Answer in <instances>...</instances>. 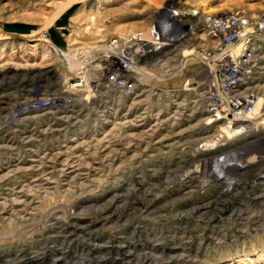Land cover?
<instances>
[{
  "label": "rangeland",
  "instance_id": "obj_1",
  "mask_svg": "<svg viewBox=\"0 0 264 264\" xmlns=\"http://www.w3.org/2000/svg\"><path fill=\"white\" fill-rule=\"evenodd\" d=\"M168 1L0 0V66L4 65L10 71L8 77L18 68L17 63L28 60L39 65L51 64L61 78L79 75H72L68 62H63L67 58L63 52L70 51L74 45H89L99 40L112 42L120 38L121 32L142 31L154 40L156 33L161 31L170 44L166 47L167 53L160 49L147 51L148 57H155L160 65L155 64L154 59H147V66H142L154 76L159 75V80L152 82L160 87L158 94L145 100L148 106L145 125L115 113L117 108L102 99L106 116L100 114L97 119L94 114L82 127L71 124L67 137L46 140V145L55 149L63 145L62 158L76 160V170L69 176H64L50 157L42 159V155L38 156L46 146L45 141L39 142L40 150L37 151L29 149L17 137L21 156L0 146V176L9 171V164L14 163L12 160L22 161L25 165L8 179L11 187H20L11 189L12 192L7 188L1 190L0 264L6 251L15 253L24 249V264H50L53 255L59 252L60 238H56V243L49 238L48 246L41 251L38 235L43 224L24 227L23 223L11 221L15 215L33 217L34 224L53 207L63 210V205L71 204L72 208H77L74 202L78 199L91 201L94 195L117 189L121 195L115 203L116 217L112 221H95L92 235L87 231L81 233L83 226H75L79 233L70 245H64V249L73 254L71 261L75 254L81 256L89 247L90 240L86 238L89 237L105 243L102 253L109 252L106 260L109 264H124L125 254L123 251L119 254L115 249L122 243L137 251L143 248L154 251L159 260L156 264H264V123H250V127L240 134L215 141L221 137L216 126L223 125L226 119L206 123L209 114L204 112V105L211 76L204 59L187 52L194 49L201 54L204 47L216 45L211 35L206 36L209 41L205 37L203 19L238 13L239 20L245 16V21L240 20L243 30H252L258 22L264 24V0H181L202 8L205 17L175 12L178 6L167 8ZM162 16H166L165 19ZM59 31L63 32L64 40H58ZM254 34L252 48L259 53L261 64L249 85H256L255 91L264 97V28L254 29ZM36 42L38 45L34 44ZM40 44L48 45L47 52H43ZM170 47L176 50L171 52ZM113 50L104 48L111 53ZM45 55L48 59L43 61ZM87 58L88 55L83 56V59ZM111 84L110 80L106 82V86ZM12 85L4 93L0 90V100L6 94L12 99L18 92H26L28 88L34 90L36 86L32 79L27 80L26 89ZM116 101L123 108L128 104L124 97ZM40 104L42 101L37 102ZM260 111L259 119L262 120L264 108ZM4 113H0V117ZM156 113H159V126H155ZM21 123L23 126L24 122ZM212 134L215 137L209 138ZM69 141L67 147L65 144ZM205 142L210 148L204 149ZM239 146L244 147L238 150ZM227 151L234 152L220 159L219 155ZM210 157L211 162L204 161ZM226 165L229 168L226 173L209 174L212 170L225 169ZM50 174L52 177L47 179ZM59 180L70 182L73 187L88 180L91 187L65 188L58 185ZM16 196L18 199L13 201ZM144 197L147 199L143 200ZM149 200H152L151 204L146 205ZM1 204L8 210H3ZM90 204L82 206V211L77 214L80 222L93 217ZM33 206L36 209L32 210ZM118 215L122 219L116 222ZM31 246L33 248H29ZM96 257H89L90 262H96Z\"/></svg>",
  "mask_w": 264,
  "mask_h": 264
},
{
  "label": "bare ground",
  "instance_id": "obj_2",
  "mask_svg": "<svg viewBox=\"0 0 264 264\" xmlns=\"http://www.w3.org/2000/svg\"><path fill=\"white\" fill-rule=\"evenodd\" d=\"M166 7L167 8L177 7V9H175V12H179L180 14H191L192 16H197V17L202 14V16L205 17V11L201 10L202 8L197 7V6H195V7L190 6L185 2H181V0H180V2H179V0H170L167 2ZM171 13H172V11H171ZM237 15H238V13H237ZM211 16H212V14H211ZM162 17H164V19H165L166 16H162ZM244 17L240 18V20L242 19V21H245ZM174 19H175V17H174ZM176 20H177V18H176ZM203 20L206 21L205 19H203ZM176 23H178V22H176ZM86 28L90 29V27H86ZM162 31H164V29ZM210 31H211L210 29L205 27V32H204L205 37L209 36ZM39 33L41 34V32H39ZM58 33H59L58 40H64L63 32L59 31ZM164 33H166V32H164ZM120 35H121L120 38L114 39V40H112V42H109V43L101 42L100 40L93 43V44L83 45V46H77V45H74L76 43H73L72 45H74V46H72L70 51L63 52L64 55H66V57H67V58L63 59V62L65 64L68 62L67 64H69V68L72 72V75L79 74V75H75L73 77L70 76V77H66V78H61L62 76H59L58 70L54 66H51V64L47 63L46 65H39L37 63L38 64L37 65L35 62L29 63V60L27 58L26 59L28 60V62H24V63L20 62L17 64L15 63L16 67H18V68H16L15 71L12 74H10L9 77H8V75H9L10 71L8 69L4 68L5 67L4 65L2 67L0 66V90H1V92L4 93L5 89L10 88V86L12 84H13L12 85L13 87L15 86V87H21L22 89H26L27 80H29V79H32V81L34 82V85H36V86H34L35 87L34 90L32 88H28V89H26L27 90L26 92H20V93L18 92L15 95V97H12V99L7 98V96H6L7 94L5 95V97H1L2 99L0 100V113H4V112L5 113L3 115L1 114V117H0V146L3 147L4 149H6L7 151H9L11 154L14 153V155L21 156V149L19 148V143L17 141V137H18V138H20L21 141L24 142L23 143L24 145L29 147V149L39 151L40 147H38V146L40 144L39 143L40 141H45L43 143H45V145H46V140L50 137L52 139H53V137H56V138L67 137L71 124H73L74 126L82 127L83 125H86L87 122H89L91 120V117L94 114L96 115V117L97 116L100 117V114L106 116L107 112L105 110H102L105 107V105L102 106V99L105 100L104 101L105 103L109 102L110 105H113V107L117 108L115 113H117V114L122 113V117L123 116L129 117V119H131L133 121H138L139 124L145 125L147 123L146 122V113H147L146 108H148V106L146 107V101L148 100L149 96L150 97L152 96V94H158L157 91L160 90L159 89L160 87L157 86L156 84H153L154 82H152L155 80H159L158 79L159 75L155 74L156 76H154L153 75L154 73H150L149 70L148 71L146 70V67L144 68L142 66H147V63H148L147 59L151 60V59L155 58V57L154 58L148 57L147 51L149 49H151V50L160 49V51L162 50L161 52L167 53L168 51H166L167 50L166 47L170 46V44L168 43L169 39L166 40V38H163L161 35V31L160 32L158 31V33H156V35H155L156 37H154L155 38L154 40H150L149 39L150 37L148 38V35L146 33H143L142 31H137V32L136 31L135 32L134 31H128V32L126 31V32H121ZM173 35H169V37H173ZM243 36L244 35H242V37H241V41L236 43V45H235L236 48L231 53V58H232L231 60L232 61L236 60V62H237L238 58H239L238 55L242 52V48L244 49L246 37H243ZM207 40H208V38H207ZM170 43L172 44V42H170ZM34 44L38 45V42H36ZM40 48H43L42 49L43 52H47L48 45H45V46L41 45ZM97 48H98V50H97ZM104 48L114 49L115 51H117V54H114L115 53L114 50L112 51L113 53L110 52L111 50L110 51H104ZM169 50H171V52H172V51L176 50V48L170 47ZM187 52L189 54H192V55L194 54V57H196V56L200 57L201 56L194 49L188 50ZM258 54L259 53H256V55H258ZM85 55L86 56L88 55L87 59H83V56H85ZM260 58L261 57L259 56V58L257 60H255L254 66H252V65L250 66L251 67V74L248 75L250 78L249 80H251L252 77L254 76L255 70L260 67V64H261ZM43 59H44L43 61H46L48 59V56L45 55L43 57ZM154 60H156V59H154ZM155 64H159V61L156 60ZM150 65H153V64H150ZM215 66L216 65L213 62L209 63L206 67L207 72L210 74L212 72V70L215 71V69H214ZM150 67H152V66H150ZM162 67L163 66H161V68ZM159 69H160V67H159ZM65 72H67V71H65ZM168 75L169 74H167V76ZM71 78H77V79H75L71 82L69 80ZM109 80L112 83L110 87L108 85L106 86V82ZM210 80H211L212 88H210V90L208 89V91H207V93H208L207 99H205V105H204V112H206V114H209L207 117L208 122L206 120V123H210L214 120H218L221 118L226 119V120H224L223 125L216 126V131L220 133L221 137H218V138H216V140L215 139H213V140L218 142V141H221L222 138H224V137L227 139L228 137H232V136H235L237 134H240L241 132L246 130L248 127H250V123H253V124L264 123V119H262V120L259 119V117L262 116L260 114V112H261L260 110L262 108H264V97L262 95H260L257 91H255L256 85L250 86L249 85L250 81H249L247 83L248 84L247 88H245L246 93L250 95V97H251L250 99H252L255 103V113L243 114L242 118H240L239 120L238 119L236 120V119H232V118H226L225 114H222L221 111L219 109H217V108H220V105L222 103L224 104V102L222 100L225 99V95H224V92H222V90H221L219 81L216 80L215 77H214V79L211 77ZM212 80H214V82ZM12 81H14V82H12ZM148 81H151V83L149 82L150 83L149 84ZM153 91H155V92H153ZM8 93H10V92H8ZM15 93H16V91H15ZM161 93H162V91H161ZM119 97H121V98L124 97L128 101L127 102L128 104L126 106L124 105L125 106L124 108L120 107L121 106L120 103H118L116 101ZM146 98H147V100H146ZM11 100H13V101H11ZM39 101L43 102V104L41 106L37 105V102H39ZM147 105H149V104L147 103ZM89 106H92V107H89ZM96 117H95V119H96ZM98 117H97V119H98ZM154 118H155L154 121L156 122L155 126H159V124H160L159 123L160 122L159 121V113H156ZM39 120H41V123H38ZM22 121L24 122L23 126L21 123ZM16 122H19V123H16ZM32 123H33V125H31ZM204 123H205V121H204ZM180 130L182 131V129H180ZM74 131H75V129H74ZM184 132H186V131H184ZM213 135L214 134L209 136V138L215 137ZM253 141H254V139H253ZM70 143L71 142L69 141L65 145L66 146L68 145L67 147H69ZM209 144H211V143H209ZM203 145L205 146L204 149L210 148L208 146L207 142H205ZM218 145H221V143H219ZM243 147L244 146H242V147L239 146L238 150L243 148ZM53 149H55V148L52 145H46L45 148H43L41 150V152L38 154V156L42 155V157H41L42 159L50 157V159L52 160V163L55 164L56 166L58 165V167H60L59 169L57 167V169L61 173H63L64 176H69L70 174H72L76 170L75 169V166H76L75 161L76 160H72V158L71 159L62 158L63 153H64L63 145H62V147L60 146L59 149H55V150H53ZM66 152H67V150H66ZM232 152H234V151L223 152V154L219 155V156H221L220 159H223L227 156H230V154H232ZM83 155L81 157H85ZM66 156H68V155H66ZM255 157H256V155H255ZM74 158H75V156H74ZM207 159L210 162L212 160V158L210 157V158H205L204 161L206 162ZM201 160H203V159H201ZM45 161H47V160H45ZM78 161H80V159ZM12 162H14V163L9 164V166H8V167H10L9 171L7 173H5V175L0 176V195L3 193L1 191L3 188H7L8 190H11V189H15L16 187H20L19 185H17L16 187L15 186L11 187L10 182H8L9 181L8 179L10 177V174L15 173L16 170H18V169H21V168L24 169L25 165H22V161H16V160L13 161L12 160ZM193 163L195 164V162H193ZM245 163L246 162H244V164ZM35 164L37 165V163H35ZM210 164H212V163H210ZM33 165L34 164H30V166H33ZM48 165H51V164H48ZM227 165H229V164H227ZM227 165H226L225 169L220 170L218 172L212 170L209 172V174L217 176V174H222L223 172L226 173L229 169L227 167ZM98 166L99 165H97V167ZM35 168H38V167H35ZM26 169H27V165H26ZM53 169L55 170L54 166H53ZM43 170H45V169H43ZM85 172H87V171H85ZM45 173H46V171H45ZM51 177L52 176L50 174V176L46 177V178L50 179ZM53 179H51V180H53ZM85 181H86V179H85ZM57 183H59L58 185H61V187H65V188H67V187L71 188L72 187V189L73 188H79L80 189V188L89 187V186L91 187V184H88L89 183L88 180H87V183L84 182L82 185L79 184V185H75L74 187L69 184L70 182H62L59 180V181H57ZM48 185H50V184H48ZM46 186L47 185H45V187ZM21 187L24 188L23 185ZM11 192H12V190H11ZM120 195H121V193L117 189L114 192L111 191V192L103 193L100 195H94L91 201H89L87 199H83V198L78 199L77 201L74 202L75 206L77 208H75V207L72 208L70 206L71 204L63 205V207H64L63 210L60 208L56 209L55 207H53L51 210L49 209L50 210L49 212H46L47 213L46 216L37 218V221L34 224H32V219H34L33 217H27V216L25 217L24 215H21V216L15 215L16 217L12 218L11 221H13V222L17 221V222L23 223L24 227L29 225V224L35 225L37 223H42L43 227L41 230H39L40 234L38 235L40 237L39 239L41 241V242L38 241L40 243L39 245L41 246L40 247L41 251H42V249H44L45 247L48 246L47 243H49L48 242L49 238H53L52 241L55 243L58 241V240H56V238H60V243L58 242V244H57L59 246L58 248L60 250L57 249V251H59V252L55 253L53 255V258L51 259L50 264H86L87 262H89L88 264H109L106 261V260H108L107 257L109 256V252L105 251L107 253H105V252L102 253L104 251L102 249V247L104 246L105 243L102 244V242L97 240V239L94 240L92 238L86 237L88 240H90L89 247L88 246L86 247L85 251L81 253L82 254L81 256H76V254H75V256H74L75 259L73 261L70 260L73 256V254L67 252L64 249V247H65L64 245L65 244L70 245L71 242L74 241L75 235H77L79 233L77 231V227H75L76 225L83 226V228L80 229L81 233H84L85 231H87L88 232L87 234L92 235V231H93L92 225L95 223V221H101V223H104L105 221H110V220L112 221V218L116 214L115 203L118 202ZM0 198H1V196H0ZM16 199H18V196L14 197L12 200L14 201ZM146 199H147L146 197L143 198V200H146ZM5 200L7 203L8 200L7 199H5ZM22 201H25V200H22ZM88 202L92 204V205L90 204V206L93 207L92 209L94 210V212H93L94 215H93V217H90L89 219L84 220V222H80L79 219L77 218V214L82 211V206L84 208L85 207L84 205ZM151 202H152V200L147 201L146 205L151 204ZM25 203L27 204V202H25ZM2 204H1L2 208L4 207L3 210L7 211L8 210L7 206H4ZM12 206H15V205L12 204ZM29 207H31L30 203H29ZM12 209L15 210V208H12ZM22 209H23V207H22ZM33 209H36L35 206L32 207V210ZM14 210H12L10 212H13ZM61 211H64L63 212L64 214L66 212L67 215H64L63 213H61ZM17 212L20 213L19 211H17ZM64 216H66V218H63ZM121 219H122V216L118 215L117 219H115V220H116V222H118ZM42 239H44V240H42ZM66 247H69V246H66ZM29 248H33V247L31 246ZM115 249H117V251H118L117 253L121 254V251H123L122 253L125 254V256L123 258L124 264H156L159 261L158 256L155 253H153L154 251L149 250V249L143 248L141 251H137L134 248H132L131 245H127L125 243H122L119 247L118 246L115 247ZM94 252L96 253L95 255L93 254ZM24 253H25L24 249H21L15 253H7V251H6L1 256V258L3 259V262L1 264H24L25 263L24 262ZM37 253H40V252H37ZM93 256H97L96 262L91 263L89 260L90 259L89 257H93ZM110 264H112V263H110Z\"/></svg>",
  "mask_w": 264,
  "mask_h": 264
},
{
  "label": "built area",
  "instance_id": "obj_3",
  "mask_svg": "<svg viewBox=\"0 0 264 264\" xmlns=\"http://www.w3.org/2000/svg\"><path fill=\"white\" fill-rule=\"evenodd\" d=\"M205 22L204 26L211 30L209 36L215 38L216 45L212 48L204 47L199 55L204 59L206 66L212 62L216 65L215 71L212 70L210 76L219 81L225 95V99L222 100L224 104L222 103L217 109L225 114L226 118L236 120L242 118L243 114L255 113V103L250 99L245 88L250 79L248 76L251 74L250 66H254L255 60L259 58L256 50L252 48L254 29L261 30L264 24L258 22L252 30H243L241 21L234 14L215 16ZM242 35L246 37L244 49L242 48V52L238 55V61H232L231 53L235 50L236 43L241 41ZM207 87L209 90L212 88L210 82Z\"/></svg>",
  "mask_w": 264,
  "mask_h": 264
}]
</instances>
